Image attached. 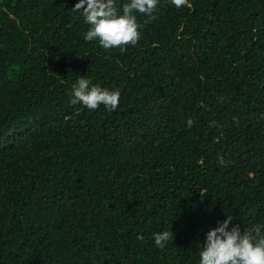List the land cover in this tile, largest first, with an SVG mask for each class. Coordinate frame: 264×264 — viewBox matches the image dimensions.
<instances>
[{
	"label": "trees",
	"instance_id": "trees-1",
	"mask_svg": "<svg viewBox=\"0 0 264 264\" xmlns=\"http://www.w3.org/2000/svg\"><path fill=\"white\" fill-rule=\"evenodd\" d=\"M78 2L0 0V264H199L228 215L264 226V0H159L124 51Z\"/></svg>",
	"mask_w": 264,
	"mask_h": 264
},
{
	"label": "clouds",
	"instance_id": "clouds-1",
	"mask_svg": "<svg viewBox=\"0 0 264 264\" xmlns=\"http://www.w3.org/2000/svg\"><path fill=\"white\" fill-rule=\"evenodd\" d=\"M159 0H128L122 9H118L115 0H79L71 9L84 17L90 26L84 39L98 40L99 46L105 50L135 45L139 39V25L134 13L154 18ZM176 8L191 7L189 0H170ZM83 10L82 12L80 10ZM120 92L109 91L98 85H91L85 77H79L72 89L71 103H81L89 110H96L104 105L115 111L119 105ZM187 125L192 127L193 121L188 119ZM220 163L224 161L220 158ZM232 216L228 215L218 226L210 229L200 251L199 264H264V226L253 225L249 229H241L238 225L229 228ZM138 239H143L138 236ZM171 231H163L154 235L156 247L164 248L173 241Z\"/></svg>",
	"mask_w": 264,
	"mask_h": 264
}]
</instances>
